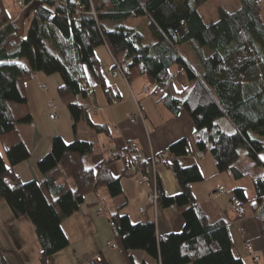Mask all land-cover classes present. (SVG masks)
<instances>
[{
    "label": "trees",
    "instance_id": "16d2710c",
    "mask_svg": "<svg viewBox=\"0 0 264 264\" xmlns=\"http://www.w3.org/2000/svg\"><path fill=\"white\" fill-rule=\"evenodd\" d=\"M22 1L24 12L13 21L0 0V204H7L16 219L27 217L34 224L41 264L68 248L63 223L80 211L88 194L105 187L116 198L123 189L109 163L85 167L83 157L93 152L90 141L66 143L61 136L53 138L51 152L37 164L40 180L21 179L15 168L31 152L18 126L33 121L25 85L37 72L61 75L58 93L74 130L84 121L101 133L105 126L89 116L93 92L86 75L92 74L109 96L96 55L102 46L122 63L129 81L146 77L152 96L162 90L169 109L188 114L200 151L209 150L218 171L237 179L252 175V199L246 189L233 191L237 219L248 214L242 209L248 205L264 236V173L255 172L264 169L263 0H238L239 9L210 24L199 12L209 0ZM131 18L149 19L150 41L136 29L117 25ZM184 45L196 63L181 53ZM21 58L30 67L15 62ZM175 174L180 193L169 197L160 189L159 206L181 212L182 232L158 237L148 218L134 224L120 211L110 215L125 264H137L134 251L157 264H245L233 250L226 218L211 221L194 198L192 184L203 181L200 168H175ZM0 264H8L2 250Z\"/></svg>",
    "mask_w": 264,
    "mask_h": 264
},
{
    "label": "crops",
    "instance_id": "0c3cea01",
    "mask_svg": "<svg viewBox=\"0 0 264 264\" xmlns=\"http://www.w3.org/2000/svg\"><path fill=\"white\" fill-rule=\"evenodd\" d=\"M97 51L96 55L101 64V77L110 94L106 96L105 89L95 77L92 74H87L89 88L93 92V96L89 97L87 101V108L90 109L91 121L94 124L105 126L101 133L95 132L87 125L85 127L87 139H81L79 137L81 121L73 136L71 133H66L64 129L67 127L66 118H64L65 123L62 126L64 128L54 129V121L57 120L58 115L54 120L50 118L51 112L48 111L50 101L47 103V107L45 106L46 109L44 108V114L46 118L47 115L49 118V120L45 119L49 125H45L38 116L39 109L33 108L30 92V88L33 89L35 86L33 80L38 81V89H41L40 84L42 82L40 80L45 77L41 73L37 74V72L25 85L33 121L31 124L18 126L21 137L31 152L30 159L15 168L21 179L23 181L40 180L41 176L37 170V164L51 152L53 138L61 136L66 143H71L74 139L90 141L93 144V152L83 157L82 161L85 167H95L103 162L109 163L112 175L120 178L123 189L122 195L113 200L106 190H103L102 195L98 194L102 188L98 192L88 194L80 207V211L63 223V230L69 239L68 248L51 258L49 263L76 264L77 261L83 263L86 258L100 254L106 264H113L101 250L105 247L98 243L96 237L92 238V244L88 243L92 249L82 253L81 258L79 257L76 261V257L73 258L72 255L78 254L74 248L73 240L81 238L80 235L82 236L84 232H89L92 235L96 232L98 235L101 229L106 230L109 226L113 234L110 239H107L106 246L108 247L109 242H115L113 239L115 235L110 226L109 218L116 211L128 215L134 224L146 218L154 221L158 237L183 231L185 221L181 212L173 207L159 206L158 209H155L149 206L147 201L148 189L139 186L136 182L137 178L126 174V162L112 160L111 149L116 146L117 148L132 147L145 164L147 172H151L152 167L149 163L151 158L165 155L167 162L164 160L159 163L156 170L160 189L169 197H174L180 193L175 168L183 169L197 165L203 175V181L191 186L197 204L202 207L211 221L217 220L220 216L226 218L233 250L245 264H264V236L260 233L257 221L254 215L250 213L248 205L242 208L248 214L237 219L239 214H237L233 196L235 189L243 188L249 192V198H253L252 175L237 179L230 172L218 171L216 161L209 150L203 151V157H198L202 151L198 147L195 128L188 114L183 109L176 114L169 109L163 100L162 90H158L155 96H146L143 93L144 85H149L146 77L129 81L121 74L112 76L110 72L114 69V60L110 51L106 46L98 48ZM97 88L101 91L100 95L96 92ZM110 99L112 100L110 101ZM56 106L58 112L59 105L56 104ZM94 107L98 109L94 110ZM61 116L64 117L66 114H61ZM131 116L137 117L135 123L130 121ZM0 151H3L2 144H0ZM220 188H223V192H220ZM109 201L115 206H108ZM86 203L92 208L90 212L96 211L94 220L90 213L85 212L84 205ZM142 207L146 209L145 214L140 213ZM0 223L3 233L2 237L0 236V250H5L3 242L7 240L11 245L12 252H14V258L8 259V263L40 264L41 251L37 243L35 226L30 219L27 217L16 219L8 205L1 203ZM247 243L253 245V253L246 250ZM69 249H72V255L62 256ZM109 251L115 252L117 250L108 247L106 253ZM132 254L137 264L142 261L151 264L150 257L145 252L134 251ZM253 254L260 257L259 262L254 261Z\"/></svg>",
    "mask_w": 264,
    "mask_h": 264
},
{
    "label": "rangeland",
    "instance_id": "374dc122",
    "mask_svg": "<svg viewBox=\"0 0 264 264\" xmlns=\"http://www.w3.org/2000/svg\"><path fill=\"white\" fill-rule=\"evenodd\" d=\"M3 3L7 9L8 15L10 17V19H12L13 21L18 19L24 12L23 7H21L19 0H3ZM263 5V17H264V0L262 2ZM240 7V3L238 2V0H209L208 2H206L205 4H203L200 8H199V12L200 14L203 16L204 21L207 24L210 23H214L216 21H218L221 16L223 14H232L234 13L237 9H239ZM32 19V16L30 14V17L27 18L26 20V28H25V35L28 31L29 25H30V21ZM120 26H124L127 28H133L138 30L139 32L143 33L145 36H147V41H150L151 39V32H150V21L148 18H131V19H127L126 21L117 24ZM113 28H115L116 26H112ZM181 53L187 57L188 61L191 63H196V59L195 56L193 55L192 50L190 49V47L188 45H184L180 48ZM96 52H98L96 50ZM15 62H19L21 64H24L28 67H30L29 61L21 58V59H17L15 60ZM43 74V76L45 77L44 79L40 80L42 82V84H45L47 86L46 90H41L38 89L37 83L38 81L36 79L33 80V84H35L34 88L31 89L30 88V92H31V102L33 105V108L35 109H39L38 110V116L41 118V120H43V122L45 123V125H49L48 121L45 122V119H48V115L47 118L44 114V108L45 106L47 107V103L49 101L52 100L53 103L59 105V110L57 112L58 118L57 120L54 121L55 127L54 129H62L64 127H62L65 123L64 118L67 119V124L64 129L66 130V133H71V135H75V130H74V123H73V119L72 116L70 114V111L67 107V105H65L58 93V88L60 87V85L62 84L63 80L61 75L59 74H54V75H47L43 72H38L37 74ZM30 86V85H29ZM146 86V85H145ZM96 92L100 95L101 91L99 88L96 89ZM46 109V108H45ZM48 109V108H47ZM49 111V109H48ZM66 114V116H61V114ZM85 127H87L86 122L82 121L81 122V128L79 130V137L81 139H87V133L85 131ZM63 129V130H64ZM76 140V139H74ZM73 140V141H74ZM1 144V143H0ZM261 158L264 159V152L261 154ZM257 174H263L264 173V169L263 168H258L256 170ZM103 190H107V188H102L99 191V195H102ZM249 193V192H248ZM110 196V195H109ZM254 196V193H253ZM111 198V197H110ZM91 200V198H89ZM114 198H111V200H113ZM89 200V201H90ZM108 206H115L114 203H112L111 201H109ZM88 204L86 203L85 206V212L86 213H90L92 219L94 220V218L96 217V211L94 210V212H90V210L92 209L91 207L87 206ZM0 227H1V223H0ZM111 231L109 226L105 229H101L99 231V234L97 235L96 232H94V235L90 234L89 232H84L82 233V236L80 235L81 238L77 239V240H73L74 243V248L76 249V251L78 252L75 253V255L72 251V249H69L68 252L66 251L64 253V255L62 256H67L68 254H71L72 257H76V261L79 259V257L81 258L80 255H82V253H84L85 251H88L90 249H92V246L90 244L93 243L92 238L96 237L97 241L99 244H101L103 247L101 250L104 251L106 257L108 258L109 261L113 262V264H125L124 263V259L123 256L121 255V253L119 251H109L108 252V247L106 246V241L107 239H110L112 237ZM3 233L2 230L0 228V236L2 237ZM97 235V236H96ZM114 239V237H113ZM90 243V244H88ZM10 244L7 242V240H5L3 242V247L5 248L4 251V255L6 257V260L8 259H13L14 258V252H12L11 248H10ZM92 257V256H90ZM90 257L86 258L85 261L87 259H89ZM111 258V260H110ZM32 261V260H31ZM85 261L82 262H76V264H85ZM151 264H157L153 259H149ZM8 262V261H7ZM32 263V262H30ZM9 264V263H8ZM33 264V263H32ZM41 264V262H40ZM49 264H52V262H50ZM103 264V263H102Z\"/></svg>",
    "mask_w": 264,
    "mask_h": 264
},
{
    "label": "built area",
    "instance_id": "2783aa9c",
    "mask_svg": "<svg viewBox=\"0 0 264 264\" xmlns=\"http://www.w3.org/2000/svg\"><path fill=\"white\" fill-rule=\"evenodd\" d=\"M21 7L24 8V3L22 0H19ZM114 63L116 66V69L111 71L110 74L112 76H118L119 74L123 75L122 72V63L119 61H116L114 58ZM40 88L42 90H46L47 86L45 84H40ZM143 93L146 96H152L151 95V89L148 86L143 87ZM49 111L51 112L50 118L52 120L57 118V106L55 103L50 101L48 103ZM140 115H142L140 113ZM130 121L132 123H135L137 121L136 116H131ZM203 152L198 154V157H203ZM111 158L115 161H124L127 164L126 174L130 177L137 178L136 182L139 186L145 187L148 189V205L158 209L159 207V201L161 198L160 195V183H159V177L158 172L156 170V166L159 163H162L164 159H160L159 157L154 156L149 161L151 165V172H147L146 166L143 163V161L139 158L137 152L132 147H126V148H117L116 146H113L111 149ZM220 192H223V188H220ZM174 208V207H173ZM146 209L144 207L140 208V213L145 214ZM108 247L112 250L120 251L119 246L115 242H109ZM246 250L250 253H253V245L251 243L246 244ZM253 259L255 262L260 261V257L253 254ZM103 263V256L98 254L95 256L90 257L85 261V264H102Z\"/></svg>",
    "mask_w": 264,
    "mask_h": 264
}]
</instances>
